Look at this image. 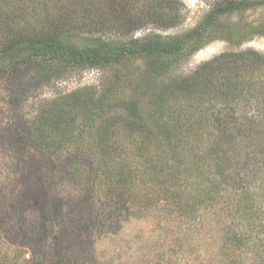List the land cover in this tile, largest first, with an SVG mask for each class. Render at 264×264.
<instances>
[{
  "label": "rangeland",
  "instance_id": "rangeland-1",
  "mask_svg": "<svg viewBox=\"0 0 264 264\" xmlns=\"http://www.w3.org/2000/svg\"><path fill=\"white\" fill-rule=\"evenodd\" d=\"M216 2L224 0H0V43L21 33L43 36L70 31L86 37H104L111 52L115 45H129L134 39L153 34L184 33L195 27ZM223 21L224 28H228L226 22L240 25L247 39L235 45L219 38L224 34L219 31L201 41L192 54L186 47L182 57L158 76L152 74L154 67L149 59L139 54L102 66L73 69L31 60L0 74V264H222L223 248L236 250V243L226 237V225L239 222L236 226L241 227V220L232 216L227 207L222 208L224 204L235 208L237 198L229 197L234 196L231 191L221 193L216 208L200 207L194 214L188 211L186 218L178 211L189 198L188 193L198 189L202 171L196 165L204 164L198 147L205 146L212 134L205 127L200 131L194 125L181 126L184 119L175 109L179 106L178 97L162 92V83L191 75L202 63L223 52L255 49L264 53V35L252 33L259 25L264 29V6L228 14ZM4 64L0 58V69ZM57 69L62 76L56 74ZM112 85L116 95L109 101L111 109L93 105L94 94L95 99L86 101L95 118L92 134L83 133L84 108L66 109L63 103L50 108L70 92L89 88L93 93L97 91L98 97ZM143 91L146 92L142 94ZM130 98L139 102L143 110L162 109L160 114L175 133L183 131V147L162 145L155 140L143 145L141 132L132 130L122 120L126 113L124 102ZM51 110L54 117L60 116L59 129L69 130L64 138L65 149L55 148L53 141L60 138L56 134L44 136L48 132L46 122L50 124L52 120ZM246 111L252 113L251 107L238 106L235 113ZM64 114L77 116L74 125L78 136L72 135ZM35 140L41 150L32 148ZM75 146L83 147L78 160L84 161L80 162L84 171L77 181L53 180L54 187L50 186L45 170L48 162L56 161V156L67 157L77 150ZM17 148H25L22 160L17 157ZM177 153L182 158L180 164L176 162ZM207 161L212 163L210 158ZM85 163H90L88 170ZM91 168L100 173L113 169L131 178L136 194L133 204L129 200L116 202V193L106 178L101 180V175L92 191L88 187L93 183ZM157 181L166 182L169 188H160ZM37 182L44 191H51L53 203L62 206L63 214L74 211L71 224L75 226L69 231L67 220L59 222L51 234L38 230L39 217L32 206L19 216L20 226L12 223L16 203L8 202L11 187L14 196L21 185L36 187ZM164 190L177 191L180 203L158 199V192ZM184 243L188 244L187 252L180 254L179 246ZM252 256L248 253L246 260L252 262Z\"/></svg>",
  "mask_w": 264,
  "mask_h": 264
},
{
  "label": "trees",
  "instance_id": "trees-1",
  "mask_svg": "<svg viewBox=\"0 0 264 264\" xmlns=\"http://www.w3.org/2000/svg\"><path fill=\"white\" fill-rule=\"evenodd\" d=\"M259 6H264V0H224L223 3L216 2L213 3L195 27L186 30L184 33L170 36L153 34L144 39H134L129 45H125L126 43L119 46L115 45L111 52L110 49L112 48L107 47L108 44L102 36L92 38L70 31L43 36H30L27 33H21L8 42L5 39L1 40L0 58L6 64L1 65L0 74L6 72L12 66H21L30 63L31 60L47 62L50 65L53 64V67L61 64L60 67L66 66L73 69L84 65L102 66L112 61H119L120 57L139 54L149 59L150 64L154 67L152 74L158 76L164 74L172 62L182 57L187 50L186 47L190 48L189 54H192L199 47L198 44L201 41L213 37V34L219 31L224 33L219 38L228 40L235 45H241L247 39L245 29H241L240 25L233 26L227 22L226 25L229 29L224 28L223 18L228 14ZM259 27L261 26L259 25L253 29L252 33L254 35L257 33L264 35V29ZM55 72L57 75H63L58 69ZM215 72L218 73L217 76H214ZM166 82L162 83V92L178 97L179 106L175 109L184 119V124L181 126L193 127L194 125L198 130L205 127L212 134V139L205 146L198 147L204 160V164L198 163L196 165L202 171L199 178L200 182L197 191L194 190V192L188 193L190 194L189 198L178 209L181 217L186 218L189 213L194 214V211L196 212L200 207L216 208L220 202L219 196L223 195L221 193L231 191V195L234 196L229 195V197L231 199L237 198L235 208L232 204H224L222 208L227 207V211H231L232 216L239 217L242 226H236L239 222L235 225L234 222L226 225V237L236 243V250L223 248L221 255H223L224 261L222 264H264V223L262 224L264 220V53L255 49L223 52L202 63L191 75ZM115 88L114 85L108 86L101 91V95L98 97L97 91L93 93L89 91V88L77 89L78 91L70 92L60 98V101H54L55 105L50 108L54 109L56 105L62 103L66 104V109L84 108L83 122L85 125L82 126V129L83 133L89 135L92 134L95 118L90 115L91 112L88 111L89 103L86 101L96 98L93 105L100 104L106 110L111 106L109 101L115 99ZM145 92L143 91L142 94ZM81 93H84V95ZM93 94L95 98H93ZM219 101L221 104H216ZM124 103L126 113L122 114V120L127 122L132 130L141 132L144 140L143 145H148L150 141L155 140L167 146L183 147L185 136L183 131L180 130L175 133V129L160 114L162 109L159 108L156 111L143 110L139 102L133 98L126 100ZM246 105L251 107L252 113L249 114L247 111L243 114L235 113L238 106ZM101 107L99 106V109ZM50 112L53 113L50 118L52 120L50 124L46 122L48 132L46 130L44 136L48 137L56 134L60 138H58V141H53L56 144L55 148L65 149L64 144L67 143V140L64 138L68 135L69 130L59 129L60 116L56 118L54 112L52 110ZM63 118L68 120L65 122L69 123L73 132L72 135L78 136L74 125L77 116L74 117L73 115V118H71L64 114ZM58 132H60V136H58ZM33 144L32 148L35 146L37 150H41L36 140ZM75 147L77 150L68 154L67 157L59 158L56 156V161L48 162L45 170L48 171L46 175L51 180L50 186L54 187L53 180L77 181L82 171H84L80 164L84 161L78 160L79 153H84L83 147ZM24 150L25 148H17L16 150L17 157L20 160L23 159ZM176 152L178 151H173V154ZM208 158L212 163L207 164ZM176 162L178 164L182 162V158L178 156V153ZM77 164L79 166H76ZM88 164L90 163H85V170H88ZM15 167L17 170L20 169L19 165H15ZM91 170L93 171L91 173L93 183L88 187L92 191H95L94 182L99 180L101 175V180L103 181L106 178L110 187L116 193L117 196H113L116 202L129 200L133 204L136 194L130 184L131 178L124 177L113 169H107L109 173L106 172L107 170L101 173L96 169L91 168ZM44 180H46L45 177ZM157 183L162 189L169 188L166 182L157 181ZM10 190L13 192L8 200L9 205L16 203L14 213L11 216L15 217L11 218L14 225L20 226L22 220L19 216L25 214L32 206V210L37 211L39 217L37 221L38 230L42 228L43 232L51 234L59 222L66 220L70 224V227L67 228L68 231L72 226H75L71 224V218L75 215L74 211L71 210V214H63L62 206L53 203L54 201L50 197L51 191H44V188H41L38 182L36 187L28 186L26 183L21 185L19 192L14 196V188L11 187ZM158 193V199H174L176 204L180 203L177 191L171 193L164 190ZM188 211L190 212L188 213ZM221 211L222 209L220 213ZM187 245L182 244L179 246L178 251L180 254L187 252L185 247ZM248 253L253 255L252 262L246 260ZM20 254L21 250L19 249L18 255Z\"/></svg>",
  "mask_w": 264,
  "mask_h": 264
}]
</instances>
